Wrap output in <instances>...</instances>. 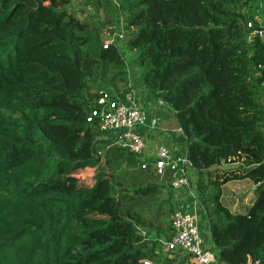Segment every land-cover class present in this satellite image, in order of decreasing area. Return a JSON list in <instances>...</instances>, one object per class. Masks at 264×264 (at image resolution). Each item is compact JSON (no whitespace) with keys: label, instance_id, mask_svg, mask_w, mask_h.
I'll list each match as a JSON object with an SVG mask.
<instances>
[{"label":"trees","instance_id":"trees-1","mask_svg":"<svg viewBox=\"0 0 264 264\" xmlns=\"http://www.w3.org/2000/svg\"><path fill=\"white\" fill-rule=\"evenodd\" d=\"M72 1L0 0V264H168L150 233L172 236L169 171L141 170L91 116L130 92L126 53L181 131L215 263L264 264V37L246 28L264 0H82L105 26ZM234 181L255 187L243 214L220 202Z\"/></svg>","mask_w":264,"mask_h":264},{"label":"built area","instance_id":"built-area-1","mask_svg":"<svg viewBox=\"0 0 264 264\" xmlns=\"http://www.w3.org/2000/svg\"><path fill=\"white\" fill-rule=\"evenodd\" d=\"M246 28L250 29L248 35L250 39L254 36L264 37V27L254 28L252 23H247ZM109 43L111 41L107 44ZM156 104L160 109L163 108L160 101ZM96 107L91 116L97 121L102 138L140 157L142 164L139 168L147 170L149 164L143 163V160H148L149 136H155L158 132L165 135L171 133L161 128L160 113L143 109L135 94L131 92L124 98L102 93ZM176 133L181 134V131ZM150 166L159 177H163L164 173L169 171V188L176 204L170 217L172 236L170 241L162 242L164 249L167 252H182L193 264H216L214 254L208 250L201 237L196 214L181 207V203L190 199L194 207L199 208L195 188L193 190L190 188L189 173L192 165L185 152L172 151L159 144L155 148V156Z\"/></svg>","mask_w":264,"mask_h":264},{"label":"crops","instance_id":"crops-1","mask_svg":"<svg viewBox=\"0 0 264 264\" xmlns=\"http://www.w3.org/2000/svg\"><path fill=\"white\" fill-rule=\"evenodd\" d=\"M256 22L258 23L259 27H264V15L263 16H258L256 19ZM141 92L138 90L137 92L131 91V93H134L136 96V99L139 103L140 106L146 107L148 111H153L156 113H160V117L162 113H165L164 109H159L157 107L156 101H153L150 99L147 95H143V99L141 98ZM164 115V114H163ZM166 118L165 120L161 121V128L164 130H167V132H171L168 135H165V133L158 132L156 133L155 136L150 135L149 136V156L147 159L149 161H153V157L155 156V148L159 144H163L166 147L172 149V151H177L178 146L176 144L175 139L179 137L180 133H174L172 128L175 125V122L171 119H169L168 123L170 127L166 126ZM172 125V126H171ZM173 134V135H172ZM189 181H190V188L193 190L195 188V181H196V176L194 172L190 171L189 173ZM240 185L243 188H247L250 186L249 190H245L243 193L240 195L238 192H235V188ZM234 191V193L230 194L229 192ZM255 187L249 182V181H234V182H229L222 188V196L220 198V202L223 206H225L231 213H236L235 211H238V213L243 214L245 210H247L251 204V202L255 198ZM188 192V191H187ZM229 197V199L226 201V198ZM172 204L174 206V209L176 208V204L173 202V195L171 198ZM192 201L188 199L186 202L181 203V207L185 209V211H189L192 213L196 214L197 222H198V227L201 233V237L204 241V244L208 247L209 246V233L206 228V223L204 219V215L201 212V210L197 207H194V205L191 203ZM194 211V212H193ZM151 237H157L156 239L162 243L165 242L166 240L162 236H156L155 233L152 231ZM163 247V246H162ZM160 255H162L163 258L168 259V264H193L191 259L187 256H185L182 252L176 251L173 253H167L166 250L161 248L160 250ZM170 255V259L167 258Z\"/></svg>","mask_w":264,"mask_h":264},{"label":"rangeland","instance_id":"rangeland-1","mask_svg":"<svg viewBox=\"0 0 264 264\" xmlns=\"http://www.w3.org/2000/svg\"><path fill=\"white\" fill-rule=\"evenodd\" d=\"M89 1V0H86ZM97 1V0H95ZM105 0H100L99 2H103ZM61 4L57 3L56 4V8H60ZM68 11L73 12L74 14H77L79 16V18H81L82 20H87L88 19H95L98 20V22H100L103 26L107 25L108 20H109V16H107V14H105L104 12L96 14L92 8L90 6H85L84 7V1L82 0H73L71 5H69L67 7ZM82 10V14L80 12H76V11ZM107 29V30H106ZM103 30L102 32V41L103 43H108L111 41L112 39V27L106 28ZM125 61L127 63V65L129 66V69L127 67V74L126 77H123V79H125V86H123V83L120 82H116V88L119 90V92L123 91V89H128L133 92H137L138 90H140L141 92H139L141 94V98L143 99V95H146L144 88L142 89L141 87H136V85H138V81H139V73L137 71L136 68H134V64L131 65V59L130 56L126 53L125 54ZM131 65V66H130ZM110 77V74L109 76ZM109 79V78H108ZM171 81L168 80L166 82H163V86H169L171 85ZM90 89L93 90V87L90 85ZM136 87V88H135ZM145 110H148L146 107H142ZM160 109V108H159ZM163 110V108H162ZM78 179L80 180V183L87 187L90 188L93 185V180H92V171H88L87 174H83L81 172H79L77 175ZM250 186L247 188H243L242 186L238 185L237 188H235V192H238V194L240 195L241 193H243L245 190H249ZM230 194L234 193V191L229 192ZM229 199V197L226 198V201ZM230 200V199H229ZM236 213H238V211H235Z\"/></svg>","mask_w":264,"mask_h":264},{"label":"water","instance_id":"water-1","mask_svg":"<svg viewBox=\"0 0 264 264\" xmlns=\"http://www.w3.org/2000/svg\"><path fill=\"white\" fill-rule=\"evenodd\" d=\"M100 0H97L96 2L99 3ZM236 166H229L224 169H235ZM169 200V195L168 194H162L159 200L156 202V205L161 204L162 202H166Z\"/></svg>","mask_w":264,"mask_h":264}]
</instances>
